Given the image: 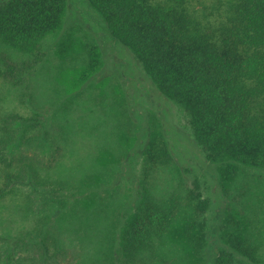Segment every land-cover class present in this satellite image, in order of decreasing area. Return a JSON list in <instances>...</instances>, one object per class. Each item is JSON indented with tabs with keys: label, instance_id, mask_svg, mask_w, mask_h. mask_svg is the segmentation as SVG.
Masks as SVG:
<instances>
[{
	"label": "trees",
	"instance_id": "1",
	"mask_svg": "<svg viewBox=\"0 0 264 264\" xmlns=\"http://www.w3.org/2000/svg\"><path fill=\"white\" fill-rule=\"evenodd\" d=\"M87 1L101 17L110 38L128 50L165 100L185 113L194 148L203 154L211 178L204 179L208 196L197 181L183 203L176 196L164 199L162 204L144 199L119 229L105 219L110 228L102 230L103 237H96V242L106 247L84 244L89 251L81 248L85 253L79 263L99 264L100 256H104L110 264H117L112 253L115 247L121 259L131 264L139 259L156 264V256L168 261L176 254L179 260L173 264H262L258 256L264 226L261 224L262 237L259 230L255 233V226L259 229V214L264 211V191L259 185L264 182V0ZM68 5L69 0H0V81L26 86L28 76L46 61L55 37L62 32ZM72 35L55 42L64 62L62 73L57 68L54 73L49 71L54 84L59 85L60 99L73 95L65 91L63 83L68 60L74 67L82 65L83 60L82 72L75 78L78 89H83L85 82L94 83L95 73L104 66L97 46L86 62L75 51L80 40ZM87 92L93 96L89 89ZM44 109V113L51 110L48 106ZM44 116L34 113L26 118L15 110L0 114V208L6 211L7 205H20L21 219L42 227L51 218L49 213H42L47 209L64 210L72 188H77L75 198L83 195L82 187L72 185L79 174L86 172L84 181L102 174L84 168L70 174L71 178L67 170L70 180L64 175L53 177V172L60 169L62 147L57 142L47 147L40 140L41 133L37 132H41ZM172 130L184 137L176 126ZM152 136L146 149L147 167L173 163L168 138L161 131ZM21 145L22 151H18ZM35 145L41 152L35 151ZM113 151L104 155L105 163H109ZM110 164L112 161L105 165L104 175L109 173ZM18 185H29L32 195L27 194L22 203L16 199L4 201ZM212 199L219 207L223 204L218 218L216 209L212 210L216 204ZM129 201L122 203L126 212L132 208ZM88 205L94 211L87 212L91 210ZM88 205L79 197L73 208L82 209L86 220L93 219L96 212L110 218L109 202L103 205L93 198ZM29 208L30 213L26 211ZM83 226H79L83 231L78 229L75 239L57 238L54 251L68 247V241H78V236L83 240L87 235ZM211 242L216 246L209 262ZM45 247L49 252L46 243ZM0 264H6L1 251Z\"/></svg>",
	"mask_w": 264,
	"mask_h": 264
},
{
	"label": "rangeland",
	"instance_id": "2",
	"mask_svg": "<svg viewBox=\"0 0 264 264\" xmlns=\"http://www.w3.org/2000/svg\"><path fill=\"white\" fill-rule=\"evenodd\" d=\"M103 25L101 17L87 0H69L64 28L55 37L53 45L48 50L46 61L28 76L26 86L14 87L0 81V114L15 110L26 118L32 117L34 113L45 115L41 132H37L41 133L40 140H44L47 147H53L54 142L62 147L59 158L60 169L53 172V177L64 175V179H67L68 174L75 175L79 170L84 171V168H93L101 172L100 176L84 181L87 177L84 171L83 174H79L78 181H73L76 184H71L82 187L83 195L79 197L86 201L87 205L91 204L93 198L103 205L109 202L110 218L103 216L101 212H96L93 219L86 220L82 209L73 208L75 200L79 198H75L77 188H72L74 195L71 192L68 194L70 196L67 198L68 204L64 210L49 212L47 209L42 213V216L49 213L51 217L43 227L36 222L31 223L28 219H21L20 205V207L17 205L15 207V204L7 205L9 207L6 211H3L2 207L0 208L3 221H0V251L6 264H83L79 263V260L85 253L81 249L86 248L84 244L106 247L101 242H96L99 235L103 237L102 230L110 228L104 223L105 219H110L109 221L117 224L116 228L119 229L129 218L132 210L144 199L162 204L164 199L176 196L183 203L190 191L195 190L197 181L202 186L205 196H208L204 189L206 184L204 179L211 178V171L207 172L208 167L204 164L203 154L194 148L185 113L176 104L165 100V97L144 76L140 65L128 50L111 39ZM68 34H73L72 38L80 40L74 48L86 62L91 59L92 53H96L94 47L97 46L101 51L104 66L95 73L94 83L90 85L85 82L83 89H78L75 78H79L82 72L83 60L82 65L78 64L76 67L68 60L69 66L63 69V83L65 91L73 95L72 98L67 99L63 96L60 99L57 95L59 85L54 84L52 73L57 71L56 68L62 73L61 66L64 62L61 60V54L57 53L55 42ZM52 42L53 39L49 44ZM108 76L110 78L105 79ZM88 89L93 96L87 92ZM46 106L51 110L44 113ZM172 126L182 131L184 137L181 138L174 133ZM47 131H49L48 135ZM156 131H161L168 138L175 161L166 166L151 168L146 165V149L153 137L152 134ZM24 148H29V145H25ZM19 150L22 151V145L18 146ZM111 150L114 151L109 155V163L112 161L113 164L108 166L109 173L104 175L103 169L109 164L104 162V155L110 154ZM35 151L41 152L37 145ZM62 167L67 169L63 171ZM201 173H208V176H202ZM251 173L258 175L254 171ZM259 185L264 191V182ZM29 187V185H18L14 193L9 194L4 201L16 199L22 203L27 194L32 195ZM128 198L132 208L130 207L126 212L127 209L122 208V203ZM212 203L215 204L216 200L212 199ZM222 205L219 207L216 203L214 209L212 208L213 212L216 209L217 218L222 213ZM88 208L91 210L87 212L94 211L89 205ZM29 209L26 211L30 213L31 209ZM15 217H19V220H13ZM208 217L210 219L212 215ZM259 219V229L255 226V233L256 229L259 230L262 237L260 231L261 224L264 226V211L259 214ZM84 223L86 227L83 226ZM80 225L87 229V235L83 240L78 236V241L74 240L72 244L68 241L69 248L63 246L59 247L58 251H54V242L58 243L57 238L75 239L79 234L78 229H82ZM111 235L114 236L115 232ZM45 243L50 248L49 252ZM262 243L258 258L260 263L264 264L263 240ZM215 246L216 243L211 242V247L208 249L209 262L214 256ZM115 249L112 248V253L117 264H131L122 260ZM10 257L13 258L12 262L9 261ZM100 258L102 261L99 264H110L104 256ZM154 259L156 264L164 261L166 264H173L177 263L179 257L176 254L169 257L168 261L166 259L163 261L159 256ZM85 264L91 263L86 261ZM134 264L146 263L139 259Z\"/></svg>",
	"mask_w": 264,
	"mask_h": 264
}]
</instances>
